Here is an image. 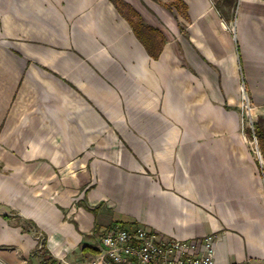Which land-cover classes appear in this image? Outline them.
<instances>
[{
  "label": "crops",
  "instance_id": "0c3cea01",
  "mask_svg": "<svg viewBox=\"0 0 264 264\" xmlns=\"http://www.w3.org/2000/svg\"><path fill=\"white\" fill-rule=\"evenodd\" d=\"M125 1L165 34L159 58L111 0H0L1 254L37 264L46 237L81 264L111 225L145 226L211 239L217 264H264L261 163L239 114L243 84L264 118V0H184L180 51L145 0Z\"/></svg>",
  "mask_w": 264,
  "mask_h": 264
},
{
  "label": "built area",
  "instance_id": "2783aa9c",
  "mask_svg": "<svg viewBox=\"0 0 264 264\" xmlns=\"http://www.w3.org/2000/svg\"><path fill=\"white\" fill-rule=\"evenodd\" d=\"M242 88L245 92L244 85ZM245 100V105L251 109L247 94ZM251 130L256 143L253 150L261 163L264 185V159L253 121ZM99 249L81 264H217L211 239L196 242L168 238L145 226L128 228L111 225L103 232Z\"/></svg>",
  "mask_w": 264,
  "mask_h": 264
},
{
  "label": "rangeland",
  "instance_id": "374dc122",
  "mask_svg": "<svg viewBox=\"0 0 264 264\" xmlns=\"http://www.w3.org/2000/svg\"><path fill=\"white\" fill-rule=\"evenodd\" d=\"M171 1L172 0H145L143 11L150 19H154L156 22L162 24L163 29L167 31V33L171 36L170 42L173 43L177 51H180L181 49L180 43L182 41L185 42V39L183 38L184 35H186V49H190L191 48V45L189 44V34L190 33L188 30V25H189L188 22L190 19L185 18V16L181 14L175 7L173 6L169 7L167 4H169ZM225 1H229V5H233L236 3L237 0H225ZM221 12L224 14L225 18L233 19L234 9H232V7L221 9ZM188 65H189L188 58H186V69H188ZM191 71L193 72L194 70L191 68ZM206 73L208 76L211 75L210 77L212 79L214 78L213 74L211 73V70H207ZM245 93L246 91L244 92V90H242L243 100H242V104L239 107L241 129L247 132L246 139L248 140V143L250 144L251 148H254L256 145V143L254 142L255 139H254L252 130L251 132H249L248 130L251 129L252 127V121L255 126V123L260 120V117L255 114V112L253 111L252 105H251V109H249L245 105L246 104V100H245L246 94ZM3 210L5 209L3 207H0V211H3ZM1 221L2 219L0 218V222ZM12 222L21 224L23 230L29 231V233L31 232V230H33V226L29 222L23 220L21 217L13 216ZM12 246H14L13 243H8L6 241H3V242L0 241V264H12V263H9V261L6 258H4L3 255L1 254V252H4L7 249L9 250V248H11ZM22 256H20L19 258L21 259L22 263H19V264H28V262L24 261L26 260L27 257L25 258L24 256L23 257Z\"/></svg>",
  "mask_w": 264,
  "mask_h": 264
},
{
  "label": "trees",
  "instance_id": "16d2710c",
  "mask_svg": "<svg viewBox=\"0 0 264 264\" xmlns=\"http://www.w3.org/2000/svg\"><path fill=\"white\" fill-rule=\"evenodd\" d=\"M111 1L115 4L118 11L129 21L134 30V33L144 44L148 53L156 59L159 58L163 50L164 43L166 42V37L162 30L146 23L142 15L127 1ZM167 5L169 7H175L181 14L185 16V18L190 19V15L188 12L189 7L184 0H172ZM248 131L251 132V129H249ZM255 132L258 137L260 149L264 158V118H260V120L255 123ZM41 245V251L34 253L35 256L41 257L37 264H63L59 259L55 258L52 255L49 249L45 247L46 237L42 239ZM99 250V248H95L92 251L94 253H97L99 252Z\"/></svg>",
  "mask_w": 264,
  "mask_h": 264
}]
</instances>
